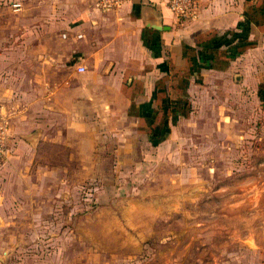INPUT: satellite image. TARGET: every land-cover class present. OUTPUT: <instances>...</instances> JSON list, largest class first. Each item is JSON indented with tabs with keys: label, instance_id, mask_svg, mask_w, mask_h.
<instances>
[{
	"label": "rangeland",
	"instance_id": "obj_1",
	"mask_svg": "<svg viewBox=\"0 0 264 264\" xmlns=\"http://www.w3.org/2000/svg\"><path fill=\"white\" fill-rule=\"evenodd\" d=\"M2 8L14 88L0 102L13 133L0 264H264L263 40L226 84L212 76L170 124L146 125L112 81L92 77L93 60L77 74L60 38L44 59L41 39L23 42V12Z\"/></svg>",
	"mask_w": 264,
	"mask_h": 264
},
{
	"label": "crops",
	"instance_id": "obj_2",
	"mask_svg": "<svg viewBox=\"0 0 264 264\" xmlns=\"http://www.w3.org/2000/svg\"><path fill=\"white\" fill-rule=\"evenodd\" d=\"M8 1L0 0V11ZM18 1L22 6L15 12L26 17L21 23L27 29L25 44L41 39L44 59H50V43L60 38L80 75L87 70L83 63L93 60L92 77L112 81L131 116L146 125L151 117H169L170 124L179 116L180 102L195 104L212 76L227 83L233 64L243 58V46L250 45L244 50L249 51L264 41V3L251 0H197L194 16L186 21L171 13L165 0H121L109 11L98 10L97 0ZM14 26L18 33V23ZM18 41L16 34L11 43ZM5 58L0 53V102L11 101L14 88L11 73L6 78L2 73ZM78 66L85 72L78 73Z\"/></svg>",
	"mask_w": 264,
	"mask_h": 264
},
{
	"label": "built area",
	"instance_id": "obj_3",
	"mask_svg": "<svg viewBox=\"0 0 264 264\" xmlns=\"http://www.w3.org/2000/svg\"><path fill=\"white\" fill-rule=\"evenodd\" d=\"M169 11L180 21H186L195 14L197 0H165ZM14 11L21 9V2L18 0L9 1ZM121 0H97L96 8L100 11H109L117 8ZM65 38L66 35H63ZM78 73H84L85 67L78 66ZM11 139L8 116L0 106V164L6 161L9 155V141Z\"/></svg>",
	"mask_w": 264,
	"mask_h": 264
},
{
	"label": "water",
	"instance_id": "obj_4",
	"mask_svg": "<svg viewBox=\"0 0 264 264\" xmlns=\"http://www.w3.org/2000/svg\"><path fill=\"white\" fill-rule=\"evenodd\" d=\"M235 81H236V82H239V81H240V77H239V76H236V77H235Z\"/></svg>",
	"mask_w": 264,
	"mask_h": 264
},
{
	"label": "trees",
	"instance_id": "obj_5",
	"mask_svg": "<svg viewBox=\"0 0 264 264\" xmlns=\"http://www.w3.org/2000/svg\"><path fill=\"white\" fill-rule=\"evenodd\" d=\"M245 47H246V46H245ZM242 48H244V46H243Z\"/></svg>",
	"mask_w": 264,
	"mask_h": 264
}]
</instances>
